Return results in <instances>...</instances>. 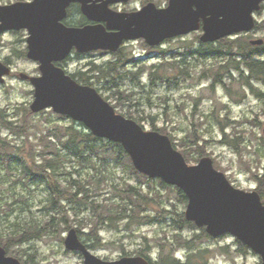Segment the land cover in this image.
Returning a JSON list of instances; mask_svg holds the SVG:
<instances>
[{
    "label": "rangeland",
    "instance_id": "rangeland-1",
    "mask_svg": "<svg viewBox=\"0 0 264 264\" xmlns=\"http://www.w3.org/2000/svg\"><path fill=\"white\" fill-rule=\"evenodd\" d=\"M16 1L19 0H0V4ZM150 1L159 7H166L169 3V0H129L126 3L111 4V7L120 11H133ZM69 12L65 20L67 24L77 25L84 20L79 8L73 6ZM256 19L262 24L260 28L230 38L249 35L251 40L264 39V8L256 13ZM202 34L203 30L200 29L167 39L156 47L149 46L144 39H137L125 42L118 52L97 50L81 54L73 51L70 57L61 62V66L78 80L84 76L88 85L95 87L118 113L131 116L147 130H158L168 135L187 163L197 164L202 157L209 156L214 166L224 172L235 187L259 192L254 174L264 172V85L252 81L255 87L253 92L244 85L240 72L231 71L233 77L222 74L226 70L224 56L203 59L193 55L201 46L208 44L201 42ZM28 36L27 29L0 31V59L13 70L5 82L0 83V108L8 110L7 113L14 120L23 107L31 110L30 105L34 100V86L19 74L41 73L39 62L27 57ZM213 44L217 45L218 41ZM120 57L125 60V66L121 70L112 71L109 65ZM219 71L221 75L218 79L221 83L216 84L214 81ZM153 72L165 78L154 83L151 80ZM44 111L45 114L35 113L33 116L41 130L52 124L43 121L49 116L54 124L69 125L74 121L70 117L58 116L60 114L53 109ZM41 130L31 129L30 138L34 143L37 141L34 133L39 135ZM0 132L3 135L9 133L4 128ZM223 132L232 139L233 134L238 132L239 151L225 143ZM10 138H13L12 134ZM13 139L18 143L22 140ZM110 166L117 181L127 180L153 195L154 207L148 209V212L156 217V221L130 226L127 222L129 220L113 225L102 223L98 229L102 244L91 249L97 256L105 260H116L149 253L152 261L156 262L164 252V255H172L170 261L175 259V264H263L261 255L230 233L218 237L209 235L200 240L198 236L205 227L184 224L181 216L183 214L186 219L188 198L184 200L178 187H164L162 179L138 176L128 167L116 166L114 162ZM68 170H71L70 166ZM88 172H92V169L86 168L82 174ZM12 173L13 177L3 180L7 171L0 164V188L3 190L0 201L12 202V189L17 186L28 199L31 209L16 210L18 205L26 207V203L22 202L15 204L13 210L7 213H0L1 237L13 233L17 228L16 223L30 221L32 217L43 222L47 213L43 210L48 199L47 187L44 184L38 187L30 184L27 187L24 181H19L17 169L12 170ZM66 178L67 175L61 177ZM28 189L32 190L29 194ZM97 191L96 198L99 200L112 197V192L106 186ZM260 195L264 202V191ZM88 213L83 211L79 217ZM69 220L71 226L62 234L49 233L38 240L15 244L6 249L7 253L18 258L22 264H84V256L80 252L68 250L64 243L71 228L78 231L75 221L82 219ZM89 231L90 226L83 229L85 234ZM79 235L85 243H90L88 236ZM192 240L189 246L188 241Z\"/></svg>",
    "mask_w": 264,
    "mask_h": 264
},
{
    "label": "water",
    "instance_id": "water-1",
    "mask_svg": "<svg viewBox=\"0 0 264 264\" xmlns=\"http://www.w3.org/2000/svg\"><path fill=\"white\" fill-rule=\"evenodd\" d=\"M129 0H19L0 4V31L27 29V57L39 62L40 74L21 72L34 86V113L46 109L81 122L97 137L120 143L137 171L160 178L180 188L188 198L186 219L205 227L212 237L230 233L262 257L264 264V202L257 190L235 187L204 156L187 163L170 137L147 130L136 120L116 111L93 86L78 82L58 63L76 48L117 52L125 40L144 39L158 46L167 39L203 30V43L216 42L256 27V13L264 0H169L166 7L150 1L141 9L120 11L111 4ZM81 4L83 14L95 23L84 26L65 23L69 8ZM254 45L263 38L252 39ZM0 59V83L12 73ZM264 132V128H263ZM68 250L80 252L84 264H151L144 256L105 260L97 256L71 228L64 240ZM0 264H22L0 245Z\"/></svg>",
    "mask_w": 264,
    "mask_h": 264
},
{
    "label": "trees",
    "instance_id": "trees-1",
    "mask_svg": "<svg viewBox=\"0 0 264 264\" xmlns=\"http://www.w3.org/2000/svg\"><path fill=\"white\" fill-rule=\"evenodd\" d=\"M262 8H264V4ZM261 26L262 24L257 22L255 28ZM248 36L239 35L234 39L225 37L220 39L217 45L208 43L196 50L195 54H190L203 59L224 56L226 70L222 74L233 77L231 71L240 72L244 85L255 92L252 81L256 80L264 85V44H252ZM124 62L125 60L120 57L109 67L112 71L121 70V67L125 66ZM220 72L216 74L214 81L216 84L221 83L218 79L221 75ZM73 77L75 78V76ZM164 78L163 75L156 72L151 74V80L154 83ZM77 81L88 84L84 76ZM256 94L263 95L262 93ZM7 112L8 110L0 108V129L4 128L9 132L7 135L0 132V164L7 171V175H4L5 178L2 176L1 178L8 180V177H13L12 170L17 169L19 181H24L23 183L27 187L30 184H35L36 187L39 184H44L48 190V199L43 207V210L47 211L43 222L34 220L36 218L32 217L30 221L16 223L17 228L13 233L6 237L0 236V245L8 249L15 244L41 239L49 233L62 234L66 228L71 226L69 219H82L75 221L78 224V232L88 236L90 243L87 245L92 249L98 244H102V237L98 230L102 223L108 222L113 225L129 220L127 222L130 226L151 224L156 221V217L148 212V209L154 207L155 198L153 195L127 180L117 181L110 171V163L114 162L116 166L128 167L138 176H145L135 169L130 156L120 143L97 137L81 122L72 121L73 123L69 125L54 124L50 116L43 121L52 124L46 125L41 130V126L33 118L35 113L28 107L20 109L16 120L12 119ZM38 113L45 114V111ZM125 116L132 118L128 115ZM34 128L41 130L39 135L37 132L34 133L37 138L36 143L30 138L31 129ZM239 133L241 135V132ZM10 134L15 139L22 138L21 142L18 143L10 138ZM223 136L225 143L239 151L238 132L233 134V139L225 132H223ZM69 166L71 167L70 171L68 170ZM73 167L76 168L73 169ZM86 168H91L92 172L82 174ZM64 175H67V178L61 179ZM254 176L259 184V192L262 193L264 191V172H256ZM162 185L170 187L164 182ZM102 186L110 189L111 198L103 200L96 198L97 190ZM13 187L11 189L13 188L12 193L16 201L14 199L12 202L0 201V213H7L8 210H13L15 204L22 202L26 203V207L18 205L16 210L31 209V205L27 202L28 199L22 194L23 191L19 190L17 186ZM28 190V194L32 192L31 189ZM178 191L184 200H187L186 194L179 188ZM2 193L3 190L0 188V194ZM28 194L27 196H29ZM83 211L89 213L80 218L79 215ZM72 212L76 215L71 216ZM6 217L8 218L9 215ZM181 217L184 224L195 226L194 222L184 219L183 214ZM88 226H90V231L85 234L83 229ZM203 237H209L205 229L198 236L200 240ZM191 242L193 240L188 241L189 246ZM142 256L146 257L151 264H175V259L170 261L172 255H164V252L156 262L152 261L149 253L142 254Z\"/></svg>",
    "mask_w": 264,
    "mask_h": 264
},
{
    "label": "flooded vegetation",
    "instance_id": "flooded-vegetation-1",
    "mask_svg": "<svg viewBox=\"0 0 264 264\" xmlns=\"http://www.w3.org/2000/svg\"><path fill=\"white\" fill-rule=\"evenodd\" d=\"M73 6L79 8V9H80V12L82 13V15H83V17H84V20H83L82 22H80V23H77V26H84V25H86V24L95 23V22L89 20V19L83 14V12H82V10H81V4H80V3H74V4H72V5L70 6V8L73 7ZM70 8H69V10H70ZM69 13H70V12H69ZM68 17H69V16H68ZM127 41H131V40H126L125 42H127ZM125 42H124V43H125ZM124 43H123V44H124ZM73 51L78 52V51L76 50V48H74ZM91 52H93V51H91ZM78 53H80V52H78ZM86 53H87V52H86ZM81 54H84V53H81Z\"/></svg>",
    "mask_w": 264,
    "mask_h": 264
}]
</instances>
